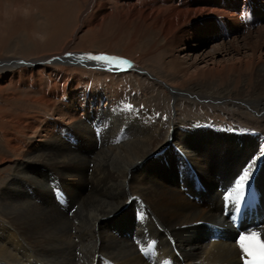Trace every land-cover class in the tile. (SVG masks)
<instances>
[{"label":"bare ground","instance_id":"obj_1","mask_svg":"<svg viewBox=\"0 0 264 264\" xmlns=\"http://www.w3.org/2000/svg\"><path fill=\"white\" fill-rule=\"evenodd\" d=\"M82 3L77 16L90 35L97 27L105 39L113 24L124 25L128 32L132 30L130 24L135 22L133 40L136 36L143 37L152 43V48L161 45L166 49L167 66L163 69L175 81L168 83L148 74L176 98L196 96L191 91L213 95L216 91L212 92L210 85L216 79L222 85L235 79L233 84L246 90L264 87V0H85ZM89 13H92L90 24L85 21ZM72 39L57 52L48 50V54L10 55L4 48L0 50V99L12 100L21 94V89H30L41 94L36 101L45 105L44 112L0 116V153L10 160L21 145L20 137L14 132H20L21 126L35 130L39 138L30 143L26 155L39 162L33 178L40 186L46 184L45 188L48 180L42 176L49 171L67 174L79 171L89 160L95 162L92 178L88 179L91 192L83 198L87 209L83 213L79 211L81 214L74 218L53 214L46 221L35 214L33 219L41 221V226L29 230L30 226L25 228L20 219L13 225L8 223L19 209L18 202L0 197V264H240L241 250L235 244L231 222L223 216V200L234 197L255 176L264 202V90L257 93L256 99L240 100L262 113L261 128H256L259 131L204 123L188 125V121L173 123L165 131V119L152 108L135 103L126 90L121 94L115 86L110 89L108 83L99 85L98 91L88 88L90 99L87 100L85 78L69 71V66L75 64L70 59L67 61L66 56ZM76 53L86 52L76 50ZM110 58L120 59L123 67L143 69L139 61ZM217 59L221 62H216ZM48 81L53 87H44ZM99 110L107 111L110 117L115 110L139 115L145 126L136 124L137 121L133 124L136 132L145 131V134H134L131 123L127 132L130 139L108 150L92 144L88 149H76L57 135V129H68L64 125L78 130L84 121L80 119V124L77 121L81 113L89 117ZM57 137L58 142L52 145ZM96 152V158H92ZM241 181L244 186L238 188ZM49 183L53 191L57 182ZM64 197L63 192L55 196L58 202ZM46 222L53 226L52 236L45 228ZM56 224L66 228L65 241L54 231ZM252 233H259L264 239V226L249 234ZM41 234L49 236L43 240ZM215 235L218 238L214 240ZM42 245L57 249L37 255Z\"/></svg>","mask_w":264,"mask_h":264},{"label":"rangeland","instance_id":"obj_2","mask_svg":"<svg viewBox=\"0 0 264 264\" xmlns=\"http://www.w3.org/2000/svg\"><path fill=\"white\" fill-rule=\"evenodd\" d=\"M84 1L85 0H61V1L60 0H0V37H1L0 40H3V42L0 41V50L4 48L3 51L7 54L24 55V56L34 53L48 54L47 52L49 51H51L49 53H54L60 50L61 46H63V44L67 40H71L72 37L74 36L75 38L73 37L72 39L74 41L72 42L69 51H67L66 53L76 52V50L78 52L80 50V52H86V53L92 52L101 55L109 54L111 56H117V57H123L129 59L130 62L133 63L134 62L137 63L139 61V63L141 62L140 65L143 68L137 70L131 67L133 69L130 68L129 70L114 72L106 69L105 70L93 69L82 65H77L76 63L72 64L73 66L70 65L69 71L72 75L80 74L86 80V82L84 83V87H85L84 89L86 90L85 95H87L88 98L87 100L90 99L89 96L92 87L93 89H96L98 91L101 85L104 86V84L106 85L108 83V85L110 84V89L111 87L114 88L115 86L114 89L120 90L121 94L122 93L124 94L126 90L127 93L129 92V94L133 97V101L135 103H140L145 107L152 108L157 112L159 116L161 115V117L165 119V124H166L165 131L168 130V127L173 123L184 124L187 121H188L187 123H190L188 125L195 123L196 124L204 123V124H211L215 127L216 126H226L231 128L246 127L248 128V130L249 129L257 130L256 128H261L262 113L258 109L250 108L246 104L242 103L240 100L258 98L259 96L257 93H259L261 89L264 90V87L259 86L260 88L258 87L256 89L246 90L243 88L236 87L237 85L233 84L235 83V79H231V81H229V83L226 85L220 84L219 82L220 79H216V81H213L214 83L212 82V84L210 85V90H212V92L216 91L215 94H213L214 97H212L213 95L209 93L204 94V93H198L196 91H191L192 94H195L196 96L182 95V96H177L176 98L166 89V87L162 83L156 81L155 79H153L151 75L148 74V72H150L151 74H153V76L155 75V77L157 78L166 79L168 83L175 81V78H173L172 74L171 75L169 73L167 74V69H163L166 68L167 66L166 62H167L168 54L166 53V49L162 48L161 45H156L154 48H152L151 47L152 43H149L148 39L143 37L136 36L137 37L135 38L136 40H133L134 37L133 27L136 25L135 22H132L130 24L132 30L128 32L125 29L124 25L120 24L119 26H115L113 24V26L110 27L111 30L109 29V31L106 33L107 38L105 39H103L99 31V28L97 27L93 28L94 33L90 35L88 33V27L86 25L82 26L77 16L79 11L82 9L80 7L81 6L83 7L84 3L82 2ZM91 16L92 13H89V16H87V18L84 17V19L86 18L85 19L86 23L87 22L89 24L91 23ZM22 21H24V23H22ZM80 26L82 28L79 30ZM73 31L76 32L74 33ZM31 48H33L32 51ZM37 48L40 50H38ZM29 49L31 52L29 51ZM100 62L105 63V61L102 60ZM216 62L220 63L221 60L217 59ZM50 63L51 62L49 61V64ZM143 70H146L147 72ZM112 83L113 85H111ZM216 83L218 84L216 85ZM52 85L53 83L51 81H48L47 83H45L44 87L45 88L48 86L53 87ZM229 86L231 88L227 89V87ZM29 91L30 89H26V90L21 89L20 90L21 94L13 98L14 100L0 99L1 100L0 116L9 115L18 112L32 113L37 110L44 112L43 108H45V105H42V103L36 101V99H39V97H41V94L37 91L34 92L32 91L29 92ZM33 93H35L34 96ZM62 98L66 101L69 100V98L66 99L65 97ZM105 98L106 96H104V99ZM205 98H207L208 100ZM31 99H34V102ZM18 107L22 108L23 111H19ZM4 110H6L7 112ZM12 110H14V112ZM29 113L28 115H30ZM94 115L96 117L95 116L86 117L85 114L81 113L77 121H79V124L81 123V120L84 121H82V126L81 127L79 126L78 130H75L74 128L68 125H64L65 127H68V129L66 128L60 130L57 129L58 132L57 135L60 138L67 141L69 144H72L73 147L76 149L79 147L81 149H88V145L92 144V146L94 145L95 148L100 149L101 147L105 146L104 149L108 150L109 147L110 149H112V148H116V146H122L123 144H125V141L130 139L127 136V132L131 128V123L133 129L135 130L134 134L137 135L145 134V131L136 132L137 130L136 124L142 125L143 123L144 125L142 126L144 127L145 123L139 115L134 114L131 111L121 112L120 110H115V114L112 115L113 117H110V115L109 116L107 115V111L99 110ZM115 117L120 121V123L114 119ZM134 121H137L138 123L136 122V124H133ZM118 126L119 128H117ZM142 126L140 128L143 129ZM134 130L132 131L134 132ZM144 130H146V128ZM30 131L31 130L26 129L24 126H21L20 132L19 131L14 132L16 136L20 137L19 143H21V145L19 146L17 153L14 152L13 154H11L10 160L5 159L6 156L0 153V159H1L0 160L1 162L0 163V185H1L0 197L8 198L9 200L13 199L14 201L18 202L17 207L19 209L12 214L14 218H12L8 223L9 224L12 223L13 225L14 222L20 219L19 221L24 222L25 228L27 226H30L27 227V229L32 230L35 229V227H37L36 229H38L41 226L40 224L41 221L36 222V220L33 219V216L35 214L36 215L40 214V216H42L46 221V218H51L53 214L58 215V216L54 215V217H59L61 215H64V216H70V218H74V216H77L83 213L84 211H86L87 209L85 205L86 201L84 200L91 192L90 181H88V179L90 180L92 178L91 176L95 167V162L89 160L87 164L82 165L81 169L77 171L78 173L70 172L66 174L65 172H62L60 173L61 175L60 176L59 174H55L49 171L46 175L42 176V179H44L45 181L48 180L46 188H45L46 184L40 186L38 182H34V178H33L34 172L38 170V165L40 164L38 161L36 162L33 157H28L29 155H26V151L29 149L30 143H32L33 141H37V139L39 138L37 137L38 135L37 132L35 133V130L31 132ZM88 135H90V137ZM59 137H57V140L52 142V145L53 143L58 142ZM95 156H97V152L92 154V158H96ZM71 158H74V155ZM76 160L77 159H75L74 161ZM2 162L4 163L2 164ZM82 172L85 174L82 175L83 174ZM47 175H49V178H47ZM14 176L17 178H15ZM50 181L57 182V187L54 188L53 191L49 183ZM61 192H63V194L66 197H64V200H61V202L60 200L58 202L55 196H61ZM63 205L65 206L62 207ZM23 207H25L24 210ZM54 208L57 209L55 210ZM42 211L45 212L43 213ZM55 211H57L58 213L57 212L55 213ZM79 211L81 213H79ZM6 226L9 225L6 224ZM59 226H60L59 224H56V229H54V231L56 232L57 235L61 236L60 237L61 239L63 238L65 241L66 228L65 227L60 228L61 226L60 227ZM45 228L49 229L48 234L49 235L51 234L50 236H52L53 233L51 228H53V226L50 225V223L46 222ZM1 232L2 230L0 228V239H2ZM49 235L43 236V234H41L39 236L40 238L44 237L43 240H46L45 236H49ZM36 238L39 239V237ZM42 246L43 247L40 248L41 253L38 251L37 255H42V253L45 254L47 252L52 253L57 249V247H53V246H48V247L47 245H42ZM59 251L60 249L57 250V252Z\"/></svg>","mask_w":264,"mask_h":264},{"label":"snow or ice","instance_id":"obj_3","mask_svg":"<svg viewBox=\"0 0 264 264\" xmlns=\"http://www.w3.org/2000/svg\"><path fill=\"white\" fill-rule=\"evenodd\" d=\"M244 177L247 178V173H244ZM243 186V181L237 185L238 188ZM238 243L239 249L245 255L246 264H264V239L260 238L259 233L242 235Z\"/></svg>","mask_w":264,"mask_h":264},{"label":"water","instance_id":"obj_4","mask_svg":"<svg viewBox=\"0 0 264 264\" xmlns=\"http://www.w3.org/2000/svg\"><path fill=\"white\" fill-rule=\"evenodd\" d=\"M66 56H67V61L70 59L71 62L82 66L98 67V65H96L95 62H92L89 59H87V54L69 53L66 54Z\"/></svg>","mask_w":264,"mask_h":264}]
</instances>
